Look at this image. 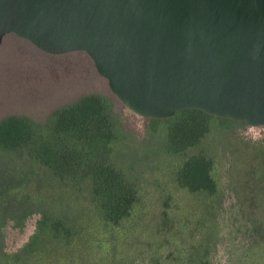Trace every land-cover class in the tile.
Masks as SVG:
<instances>
[{"label":"water","instance_id":"obj_1","mask_svg":"<svg viewBox=\"0 0 264 264\" xmlns=\"http://www.w3.org/2000/svg\"><path fill=\"white\" fill-rule=\"evenodd\" d=\"M9 34L86 52L136 115L264 125V0H0V47Z\"/></svg>","mask_w":264,"mask_h":264},{"label":"rangeland","instance_id":"obj_2","mask_svg":"<svg viewBox=\"0 0 264 264\" xmlns=\"http://www.w3.org/2000/svg\"><path fill=\"white\" fill-rule=\"evenodd\" d=\"M10 38H14L11 43L8 41ZM17 38L28 42L15 34H9L0 47V56L6 50L14 51ZM37 50L35 55L39 59L33 56V51L27 53L26 49H23L21 56L28 59L31 71L36 69L39 62L53 66L50 74L54 76V88L43 94V97L24 99L28 106L23 110L12 106L18 100L15 93L9 102L14 111L42 118L51 108L68 102L78 94L91 92L102 93L116 102L114 122L117 138L113 159L129 179L142 189L145 210L140 216L138 229L111 249L109 261L119 260L124 264H189L186 260L190 257L191 247L203 244L209 248L211 264H264V237L256 232L257 227L252 224L256 219H264V182L260 181L258 171L264 155V125H227L225 121L213 119L209 121L211 132L199 145L189 148L184 154L169 155L166 153V124L159 122L155 125L151 118L131 112L111 91L108 81L97 72L87 53L75 51L45 56ZM15 51L18 54V48ZM9 60L17 59L12 56ZM0 70V83L11 84L9 81L14 77L5 74L13 71V66L3 64ZM35 76L28 71L22 72V77ZM9 108L2 107L6 110ZM186 119L185 116L178 118L174 124H180L179 128H183L189 121ZM203 149L217 154L215 173L225 189L218 215L216 218L211 215V223L203 227L208 234L204 242L201 240L203 234L198 230L201 221L198 202L180 188L171 176L187 155ZM0 161V168L6 169L7 175L14 176L21 169L31 172L19 187L17 184L14 193L20 192L21 195L26 192L36 198V195L53 189V184L40 181L42 177L51 178L38 164L32 165L28 159L20 161L18 155L0 156ZM32 166L36 169L32 170ZM38 202L35 204L41 205ZM251 214L253 216L250 220ZM39 218L40 213L34 212L23 227L10 221L3 235L5 250L14 252L25 244L33 234ZM83 257L85 259L76 254H65L63 257H54L51 264H105L108 261L105 249L99 247L85 250Z\"/></svg>","mask_w":264,"mask_h":264},{"label":"trees","instance_id":"obj_3","mask_svg":"<svg viewBox=\"0 0 264 264\" xmlns=\"http://www.w3.org/2000/svg\"><path fill=\"white\" fill-rule=\"evenodd\" d=\"M115 105L106 95L92 92L57 109L43 129H37L28 117L20 115H9L0 121V156L18 155L20 161L28 159L32 165L38 164L51 178L45 175L40 181L53 184L51 191L36 198L26 192L20 195L13 189L31 172L21 169L13 176L0 168V264H51L54 257L65 254L85 259V250L94 247L105 249V264H124L109 261V253L140 226L145 197L113 159L117 138ZM183 116L189 121L179 128L180 124L174 123ZM151 119L155 125L166 124L169 155L184 154L199 145L211 132L210 120L245 124L198 109H184L166 119ZM261 158L259 179L264 182V155ZM216 162L217 154L203 149L187 155L171 173L173 181L198 202V230L203 242L208 238L203 227L211 223V215L216 218L225 197L215 173ZM37 200L41 205L35 204ZM34 212L40 213V218L28 241L14 252L5 250L3 235L7 224L14 221L23 227ZM252 224L264 237L263 217ZM208 249L203 244L193 245L186 261L211 264Z\"/></svg>","mask_w":264,"mask_h":264},{"label":"crops","instance_id":"obj_4","mask_svg":"<svg viewBox=\"0 0 264 264\" xmlns=\"http://www.w3.org/2000/svg\"><path fill=\"white\" fill-rule=\"evenodd\" d=\"M12 39L14 38H10L9 43H11ZM25 40V39H24ZM27 41V40H26ZM4 42V41H3ZM16 46L13 47L15 48L14 51L11 50H6L9 51V53H3L0 56V67L3 64H7L8 66H13L14 70L11 71L9 74H5V75H9L10 77H14V79L12 78V82L11 84H4V82L0 83V121L9 116V115H20V116H25L28 117L33 124L35 125V127L37 129H43L44 126L43 125H48L50 123V119L52 117V115L54 114V112L61 108L64 107L72 102H74L75 100H77L78 98L85 96L88 93H83V94H78L76 96L73 97V99L69 100L68 102L58 105V107L56 108H51L49 110V112L46 114L45 117L42 118H37L29 113L26 112H22V111H14L13 109H11L12 106L14 107H18V110H23L24 107L28 106V102L25 101L24 99L26 98H30L32 96L36 97V98H40L43 97V94L49 93L51 90V88L53 87V75L50 74V72H53L54 67H50V66H45V64L39 62L37 64L36 69L34 68V71L29 70L30 68L28 67V59H25L21 56V52H23V49H26L27 53H30L33 51V56L38 58L35 53L36 51H38L35 45L34 47H36L37 49H35L30 43L28 42H24L21 39H16ZM16 48H18V54L16 53ZM40 50V49H39ZM14 54L10 55L11 52ZM42 51V50H40ZM42 53L46 54L45 56H49L50 53L44 52L42 51ZM86 53V52H84ZM10 55V56H9ZM8 56V57H7ZM16 57V61H11L9 60L10 57ZM3 57H7L6 59H4ZM39 59V58H38ZM67 60V59H66ZM92 60V59H91ZM93 61V60H92ZM69 64V61H67ZM48 64H52L47 62ZM68 70V67H67ZM2 71V70H0ZM28 71L32 74H35V77L32 78H26V77H22V72ZM49 75V76H48ZM52 78V79H50ZM7 86V87H5ZM54 91V90H53ZM11 92H13V94H11ZM7 93V94H6ZM15 93L17 96V101L15 100V104L14 105H10L11 98L15 97ZM92 93V92H91ZM99 93V92H98ZM6 94V95H5ZM5 95V96H4ZM8 96V97H7ZM10 102V103H9ZM6 108V107H10L9 109H2ZM46 127V126H45Z\"/></svg>","mask_w":264,"mask_h":264}]
</instances>
